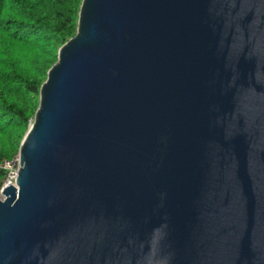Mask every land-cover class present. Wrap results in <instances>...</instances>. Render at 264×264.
<instances>
[{
    "label": "water",
    "instance_id": "water-1",
    "mask_svg": "<svg viewBox=\"0 0 264 264\" xmlns=\"http://www.w3.org/2000/svg\"><path fill=\"white\" fill-rule=\"evenodd\" d=\"M0 197V264H264V0H83Z\"/></svg>",
    "mask_w": 264,
    "mask_h": 264
},
{
    "label": "trees",
    "instance_id": "trees-1",
    "mask_svg": "<svg viewBox=\"0 0 264 264\" xmlns=\"http://www.w3.org/2000/svg\"><path fill=\"white\" fill-rule=\"evenodd\" d=\"M83 0H0V164L19 155L60 48L78 29ZM0 167V192L5 180Z\"/></svg>",
    "mask_w": 264,
    "mask_h": 264
},
{
    "label": "built area",
    "instance_id": "built-area-1",
    "mask_svg": "<svg viewBox=\"0 0 264 264\" xmlns=\"http://www.w3.org/2000/svg\"><path fill=\"white\" fill-rule=\"evenodd\" d=\"M0 167L5 170V180L4 184L1 188V192L4 190V188L10 184L11 182L16 185V180L18 176V171L20 169V155H17L16 157L12 159H7L3 161L0 164Z\"/></svg>",
    "mask_w": 264,
    "mask_h": 264
},
{
    "label": "rangeland",
    "instance_id": "rangeland-1",
    "mask_svg": "<svg viewBox=\"0 0 264 264\" xmlns=\"http://www.w3.org/2000/svg\"><path fill=\"white\" fill-rule=\"evenodd\" d=\"M1 195H2V194H1V192H0V197H1Z\"/></svg>",
    "mask_w": 264,
    "mask_h": 264
}]
</instances>
